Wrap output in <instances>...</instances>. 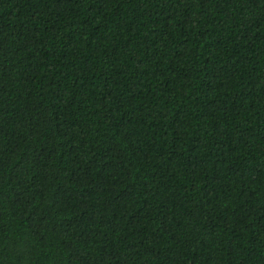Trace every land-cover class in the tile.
Listing matches in <instances>:
<instances>
[{"label":"trees","instance_id":"1","mask_svg":"<svg viewBox=\"0 0 264 264\" xmlns=\"http://www.w3.org/2000/svg\"><path fill=\"white\" fill-rule=\"evenodd\" d=\"M0 264H264V0H0Z\"/></svg>","mask_w":264,"mask_h":264}]
</instances>
